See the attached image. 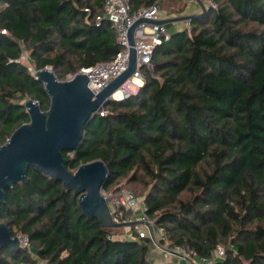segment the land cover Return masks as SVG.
<instances>
[{
  "label": "trees",
  "instance_id": "obj_1",
  "mask_svg": "<svg viewBox=\"0 0 264 264\" xmlns=\"http://www.w3.org/2000/svg\"><path fill=\"white\" fill-rule=\"evenodd\" d=\"M105 1L0 0V147L30 122L23 100L50 107L44 84L20 61L24 52L60 81L114 60L117 34L95 21ZM155 1L130 0L131 11ZM215 1L219 10L194 17L191 36L172 34L154 74L111 101L64 157L73 172L103 161L106 192L125 179L118 191L141 183L145 195L131 191L170 247L212 260L221 246L225 257L214 264H264V0ZM28 177L7 191L0 224L26 234L39 262L155 264L150 239L115 236L63 182L33 168ZM30 254L1 248L0 264H39Z\"/></svg>",
  "mask_w": 264,
  "mask_h": 264
},
{
  "label": "water",
  "instance_id": "obj_2",
  "mask_svg": "<svg viewBox=\"0 0 264 264\" xmlns=\"http://www.w3.org/2000/svg\"><path fill=\"white\" fill-rule=\"evenodd\" d=\"M206 13L204 10L201 16ZM193 18L185 17L182 20ZM143 21L140 20L136 26ZM169 23L170 20L155 22L157 25ZM135 27L130 31L131 45H134ZM136 69V53L132 50L129 69L98 93L89 88L90 79L84 74H76L68 81H59L51 68L35 73V78L44 84L50 97V107L47 112H43L36 101L27 100L24 106L30 122L19 127L8 142L0 147V210L6 201L7 191L17 184L28 182L29 169L33 168L50 179L63 182L66 191L80 196L82 211L97 219L104 229L114 230L143 224L139 221H114L109 202L101 194L109 177L108 167L103 161L81 165L72 172L64 157V152L79 146L86 125L97 118V113L111 101L122 99L113 96L122 89ZM146 225L154 237L153 227ZM1 248H21L18 236H13L6 224H0Z\"/></svg>",
  "mask_w": 264,
  "mask_h": 264
},
{
  "label": "built area",
  "instance_id": "obj_3",
  "mask_svg": "<svg viewBox=\"0 0 264 264\" xmlns=\"http://www.w3.org/2000/svg\"><path fill=\"white\" fill-rule=\"evenodd\" d=\"M166 1L167 0H157L150 7L144 8L134 13L130 8V0L105 1L103 13L97 16L95 21L97 23L103 21L110 23L117 34L119 51L114 60L111 62L99 63L93 67L83 68L78 73L84 74L90 79L89 88L94 93H98L99 91L106 88L111 82L122 76V74H124L129 69L132 50H134L136 53L137 69L133 76L123 85L122 89L120 90L122 91V99L129 97L133 93L131 85H137L138 90L143 86L145 83V72L152 71L154 59L157 55L158 49L163 44L169 42L172 38V34L170 33L167 25L155 24V22L162 21V5ZM183 1L188 5L200 3L206 10H219V6L215 0ZM85 11L90 14V9H86ZM140 20H144L143 23L136 26ZM184 24V30L189 32L191 36L193 30L192 19L185 20ZM134 27V45H131L130 31ZM2 33L6 32L2 31ZM26 53L27 52H24L21 56V62L27 60ZM28 62H30L29 54ZM74 76H72L71 79ZM97 114H99L101 117H104L109 114V110H107L106 107H103L102 111H99ZM101 194L109 202L111 213L115 222H127V220L124 218V213L128 211L134 212L139 216V218H137L135 221L143 222V224L131 227L132 234L130 238L134 240L148 238L154 243L155 246H158L159 249L161 248L162 252H167L170 255L178 258L182 264H214L215 262L224 259L225 250L221 246L217 248L212 260L200 257L195 251H189L182 246L165 247L168 246L165 245L168 243L165 240V229L158 228L160 234L159 237H157L158 232L156 230L154 221L148 216V207L145 203L144 197L136 196L131 190L123 188L113 199V196L108 194L105 190H103ZM111 204L114 205V208H111ZM146 224L153 227L154 237L151 236L150 229ZM17 236L20 240L21 248L29 253H32L33 247L29 237L23 233H19ZM161 242L164 244L162 245Z\"/></svg>",
  "mask_w": 264,
  "mask_h": 264
},
{
  "label": "rangeland",
  "instance_id": "obj_4",
  "mask_svg": "<svg viewBox=\"0 0 264 264\" xmlns=\"http://www.w3.org/2000/svg\"><path fill=\"white\" fill-rule=\"evenodd\" d=\"M170 6H171L170 12L171 11L173 12V10H177V11H180V12H184L188 8V5L184 4L180 0H172V1L170 0V1H166L165 3H163V5H162V12L167 11V9H169ZM204 10H206V9L204 8ZM168 26H171V24H169ZM184 26H185V24L183 23V30H184ZM169 31H170L171 34H174V33L177 32V31H174V29L171 28V27H169ZM187 33L189 34V32H187ZM189 36H190V34H189ZM26 55H27V60L24 61L23 63L28 66V68L30 69L31 74L34 75L35 72H36V68H35V66L33 64H31V62H28V53H26ZM159 57H161V53L159 54ZM151 73H152V75L154 74L153 69H152ZM71 77H72V75H69L67 77V80H65V81L70 80ZM131 88H132V91L133 92H137L138 91V86L135 85V84L134 85H131ZM27 100H29V99L23 100L22 103L25 104L27 102ZM71 158H73V155H71ZM127 182H128V180H126V179L125 180H122V182L118 183L117 186H114V188L111 191H107V193L108 194H111L113 196L112 197V199H113L117 195V193L119 192L118 189L121 186H125L127 184ZM141 185H142L141 183L136 182V183L128 186V189H130L132 191L134 190L136 193H138L139 195L142 196V195H145V194H144L143 189H142L143 186H141ZM111 208H114V205L113 204H111ZM128 212H131V211H128ZM132 213L134 214V216H137L136 213H134V212H132ZM124 216H125V220H127V222H135V220H136V218L134 219V217L130 216L129 213H127V212L124 213ZM156 230L158 232L157 237H159V234L160 233H159L157 227H156ZM114 233H115V236H117L119 238L125 237V235H126L125 233H127L128 237L130 238L131 237V234H132V228L131 227H123V228L114 229ZM161 244H162V242H161ZM165 245H168V246H165V247H169V244L168 243L165 244ZM155 248L156 249L157 248L159 249L158 246H155L154 245V247L152 249V252H153V250H155ZM158 249H157L156 252H160L162 254L163 253V252H161L162 249L160 248L161 251H160V249L159 250ZM151 255H153V253L150 254V258H151ZM30 256H31V259L32 260H36L37 262H39L38 258L36 257V251H35V249H33V251L30 254ZM39 264H46V263L39 262Z\"/></svg>",
  "mask_w": 264,
  "mask_h": 264
},
{
  "label": "crops",
  "instance_id": "obj_5",
  "mask_svg": "<svg viewBox=\"0 0 264 264\" xmlns=\"http://www.w3.org/2000/svg\"><path fill=\"white\" fill-rule=\"evenodd\" d=\"M167 1H170V0H167ZM180 1L183 2L184 4H186V2H184L183 0H180ZM186 5H188V4H186ZM170 8H171V6L169 7V9H167V11L161 12V20H170L171 23H169V24H171V26H168L169 25L168 24L167 25L168 28L171 27L174 29V31H177V32L183 31V23L184 22H183L182 18L192 17V16L195 18L201 17V15L203 14V11H204L203 7L200 3L195 4V5H188L187 10L184 12H180L177 10H173V12L172 11L170 12ZM184 28H185V26H184ZM127 213H129L130 216L134 217V219L139 218L138 215L134 216V214L132 212H127ZM125 234H124L125 237H123V239L129 238L127 233H125ZM157 249L155 248V250H153V252H152L153 255H151V258H150L155 264H182V262L178 258L170 255L167 252H163L162 254L160 252H156Z\"/></svg>",
  "mask_w": 264,
  "mask_h": 264
},
{
  "label": "bare ground",
  "instance_id": "obj_6",
  "mask_svg": "<svg viewBox=\"0 0 264 264\" xmlns=\"http://www.w3.org/2000/svg\"><path fill=\"white\" fill-rule=\"evenodd\" d=\"M121 96H122V91H118V92L115 94L114 98H116V99H120Z\"/></svg>",
  "mask_w": 264,
  "mask_h": 264
}]
</instances>
